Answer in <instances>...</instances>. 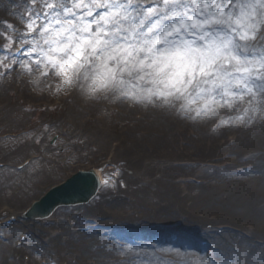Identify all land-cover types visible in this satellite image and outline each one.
I'll return each instance as SVG.
<instances>
[{"label": "snow or ice", "instance_id": "1", "mask_svg": "<svg viewBox=\"0 0 264 264\" xmlns=\"http://www.w3.org/2000/svg\"><path fill=\"white\" fill-rule=\"evenodd\" d=\"M37 2L28 0L24 32L6 21L0 29V76L17 67L32 73L35 64L41 76L61 77L57 91L83 80L90 98L114 92L117 99L160 100L184 116L195 113L193 120L249 105L220 125L251 123L264 112V44L254 43L264 41V0H159L128 29L122 21L131 0H39L36 9ZM25 48L37 58L19 60ZM104 183L114 185L111 177Z\"/></svg>", "mask_w": 264, "mask_h": 264}, {"label": "bare ground", "instance_id": "2", "mask_svg": "<svg viewBox=\"0 0 264 264\" xmlns=\"http://www.w3.org/2000/svg\"><path fill=\"white\" fill-rule=\"evenodd\" d=\"M8 10H14V7L8 6ZM141 107L137 109L142 110L141 112L143 113H146V110L152 109H144L146 108L145 106ZM159 109H152L148 112L150 113L149 117H153L156 123L148 124L149 128L154 130L149 135L151 140L150 145L154 148L159 149L158 146L162 148V145L178 146L179 138L177 134H170L169 132L170 123H177L183 125L185 128H193L197 125V133L200 139L207 136L218 142V136L223 135L227 137L229 134H235L237 131L241 133L238 139L240 142L238 143L237 141L238 144H235L233 147H223V151L231 153L228 160L231 161L233 166L237 163L243 164L244 167L252 165V171L253 168L258 169L256 174L250 172L246 175L227 177L225 174L211 173L210 170L197 164L192 167V172H188V174H194L193 177L203 179L206 182L213 180L212 183H209L208 186H198L184 180L187 183L183 187L177 184L174 179H171L170 176L174 173H180L181 170L185 169L184 167L177 168L170 165L162 170L158 165L147 166L143 172L147 178L154 177L157 174L154 172L155 170L163 174L167 173V175L163 178L153 179L151 182L148 181L143 184L140 182L139 184L138 179L142 175L139 176L136 173L133 176H128L127 179L124 178L123 184L125 186L114 185L110 189L102 191L100 195L104 199L101 201L95 200L92 204L75 207L72 211L68 212L66 210L69 207L58 209L53 216L44 218V220L52 219L49 222L57 224L58 227L56 225L48 228L43 226L33 227L32 230L34 232L30 233L29 242L21 248L14 245V236L17 232L15 229L25 225V223L11 225L6 231L10 239L0 241V264H26L21 259L24 254H32V257L34 254H37L34 259H31V264H36L37 261L43 258H40V254L49 256L50 258L55 257L57 264H62L61 260L66 262V264H131L133 260L136 262L135 264H171L165 259L166 254L164 253L178 257V260H182L184 264H211L201 254H196V252L192 251L187 252L183 249L176 251L174 247L167 246L160 249V254H157L152 249H141V247L131 245H128L126 248L117 246L116 248L114 247L113 251L109 247V250L102 246L96 248L94 245H101L102 241L98 239V236H94L90 232H86L85 234L81 232L80 228L83 226L82 220L86 216L87 218H103L108 215L120 217L121 222H137L142 224L141 226H144L146 229L150 228L151 223L160 224L162 227H159L158 233H164L166 231L165 225L172 224V221L183 222V225L188 222L187 226L191 228L194 224L196 226L201 225L200 227H208V224L214 223L213 226L216 227L231 223L241 227V231L233 228L227 231L223 230L220 232L218 229L215 231V242L218 248L217 260L222 259L227 262L226 264H248V262L250 264H264V125L257 127L259 125L257 124L255 132L252 133V131L246 130L248 123L233 125V122L230 120L228 125H223L216 132H211V127L205 129L207 125L205 122L208 118L200 119L197 117L195 120L187 119V121L182 118L172 117L173 109L169 110V108L166 109L165 107H160ZM81 114H83V111L78 110L75 113V118ZM192 115H195V113H192ZM252 115L253 113L249 112V116ZM261 115L262 112L256 113L254 120L259 122L258 120L261 118ZM165 116L169 117L161 121ZM254 120L251 122V127L254 124ZM189 121H193L196 124H191ZM107 123H109L108 119L105 120V123L101 127H93L92 124H89L90 127L86 128L85 132L74 130L72 133L73 137L84 139V142L78 145L79 151L82 153L81 155H84V157L95 156L103 152V149L98 146L96 141L83 136L84 134H90V132H94L99 136L105 134L107 137L114 136L115 133L113 131H106ZM210 125L213 127L214 123H210ZM254 133L255 135L252 137ZM135 135H131L130 140L132 139L133 142H131V146L127 147L126 154L124 153L129 159L136 154L147 155L148 152V150L144 149H148V147L142 144L141 137ZM176 138L178 140L177 143L175 141ZM104 143H102L103 147ZM64 146L65 142H58L52 146L49 151L51 154L50 158L36 161L37 166L33 168V172L30 174H28L29 169L27 168L28 170L26 169L23 172H15L10 169L7 171L8 176L0 175V200L10 198L11 200H15L17 205L20 204L21 208V205L26 201L25 198L36 191L38 192L42 187L50 183L51 180L53 181L61 177L63 175L62 171L81 167L80 162H83V156V158L80 157L76 160V163H80L78 165H75L74 162L61 163L66 158L60 152L57 153V150L64 148ZM216 146V148L219 147V145ZM15 149L11 153L19 152L21 148L17 145ZM244 149L246 152L258 151V154L254 153L248 160H244L241 158V151ZM164 152L166 156L178 158L183 154L179 151L167 152L164 150ZM149 156L152 155H147V157ZM132 168L133 164L128 161L126 163V170L131 171ZM229 168L231 167L229 166ZM68 173L69 171H66L62 178ZM193 177L190 179L194 180ZM229 180H235L234 188H232ZM114 193L117 194L114 195L111 201L105 198ZM191 201L193 202L191 203ZM202 202L216 203V205L212 209H209L208 212L205 210L199 217L202 218L201 220L196 218L197 211H195V207ZM125 207L129 208L126 209ZM175 214L184 216H175ZM168 215H170L169 217H174L168 218ZM42 219L40 218L39 220ZM201 221H204V223L199 224ZM91 223L94 224L95 221H91ZM249 224L250 226H248ZM182 228L185 229L186 227L182 226ZM45 233H47L45 237H50L52 243L48 247H44V244H41L43 241H40ZM125 252L129 255H135V258L133 260L132 258L126 259V255H121V260L117 261L115 254ZM243 253L247 254L246 258H248V262H243L245 259ZM147 256L151 259V262H149V259L147 260ZM74 260L77 263H73Z\"/></svg>", "mask_w": 264, "mask_h": 264}, {"label": "rangeland", "instance_id": "3", "mask_svg": "<svg viewBox=\"0 0 264 264\" xmlns=\"http://www.w3.org/2000/svg\"><path fill=\"white\" fill-rule=\"evenodd\" d=\"M10 80V83L5 88L0 89V126H4V131L7 132H20L24 131L25 129H29L32 131L25 134V136H20V140L10 138L8 140H0V161L3 162L18 164L24 158L28 157V155H30L31 153L37 152L40 145L42 144V142H40V135L44 134V130L55 132L57 129H61V127L63 126L64 128H68L70 130L69 134H71L74 129L75 131L80 132V130H83V132H85V129L90 127L89 124H92L93 127H101L103 123H105V120L108 119L109 123H107L108 125L106 126V131H113L115 133L114 136L111 135L107 137L106 134L99 136L94 132H90V134H84L83 136L96 141L98 143V146L103 149V152L101 154L85 157L84 155H81L82 153H80V151L78 150V145L84 142V139L82 138L74 137L72 139L61 140L65 142L66 147L59 148L58 150L59 152H62L64 157L67 156V162H73L78 157L83 156L84 161L82 163L85 166H87L88 164H97L100 160L106 157V154H108L107 157L111 155L112 143H116L119 146L113 148L112 154L115 156L116 160L119 157H123L125 158L126 162L129 161L133 164L132 170L126 174H128L129 176H133L136 173H138L139 176L142 175L138 179L139 184L140 182L142 184L148 181L151 182L153 179L163 178L165 175H167V173L163 174L157 172L158 170H155L154 172H156L157 174L152 178H147L146 176H144L143 172L145 168L150 165H158L162 170L163 168L170 165L177 168L182 165L185 168L184 170H181L180 173H174L170 176L171 179H174V181H177V183H179L178 180L183 177L184 173L188 174V172H192L191 169L195 165H189L191 163L190 161L209 162L212 160L228 159L230 158L231 153L220 151L218 149L223 147H233L235 144H238L240 142V140L238 139L241 136V133L234 134V137L233 135H231L232 139H230V137H224L223 135L220 137L218 136V142L215 139L213 140L207 136L200 139V136H198L197 134H189L187 131H189L191 127L185 128L179 124L170 123L169 132L170 134H177L179 141L177 140V138L175 141L176 143L178 141V146L171 147L169 145H162V148L158 146L159 149H156L152 145H150L151 140L149 135L151 131L154 130L149 128L148 126V124H156L155 119L147 115H141L137 110V106H135V104L140 107L145 106L149 109H159L160 107H165H159V103H162V101L160 100H156L157 102H155V104L148 103L147 101L142 104L140 102L127 100L126 102H123L124 104L127 102L130 104V107L127 108L122 106L120 103H115L116 100L108 102L106 99L90 98L86 93H83L81 91V93L79 94V92L73 89V87L54 92L53 90L46 91L45 89H41V86L38 88L32 87L28 85L30 82L27 84L22 81H13L12 78ZM14 87H18L19 90H17V88L15 89ZM49 87L50 89H52L51 86ZM69 89H72L73 92L76 91V95H74L72 98L67 97L62 98V100L59 99L60 97L58 95L68 91ZM80 95L81 99H83V103L81 101H77ZM31 96L36 97L34 98ZM91 103H94L95 105L91 106ZM27 104H32L35 107H40V109H30L29 107H27ZM46 105H54L57 107V109H45L43 106ZM78 110L83 111V114L78 116V118H76V120L74 121V111L78 112ZM150 110H146V112L148 113L150 112ZM218 111H220V109H218ZM168 117L169 116L163 117L161 121L166 120V118ZM53 119L58 122V124L54 127L48 128L46 127L47 125H43L47 121L49 122V120L52 121ZM141 131L146 132L147 136H143ZM132 134H136L137 136L141 137L142 144L148 147V149L144 148L145 150H148L147 155L152 156L147 157V155L136 154L129 159L128 156L121 153L122 151L126 152L127 147L131 146V142L133 141L132 139L130 140V137ZM120 137H122V139H120ZM34 139L35 141L39 139V143L35 142ZM47 143H49L48 140ZM85 143H87V141H85ZM102 143L105 144L104 147ZM45 144L46 143L42 144V146H44ZM17 145L21 148L19 149V152L11 153L12 151L16 150L15 148H17ZM216 145H219V147L216 148ZM164 150H166L167 152L179 151L183 154L182 156H180V158L175 156L169 157L165 155ZM69 151L70 155H68ZM245 151V149L241 151V155L244 154ZM72 152L73 155H71ZM34 164L32 167H30L29 172H32L33 168L36 167V164ZM66 171L71 172L72 169H66L65 171H62L63 175ZM60 178L61 177L53 181L51 180V182L47 184V186H49L50 184L52 185V183H55L56 181H59ZM133 185H135V183H133ZM44 190L45 187L43 189H40L38 192L36 191L35 193L30 194L27 198H25L26 201L21 205V208L19 206L20 204L17 205L15 200L11 199L0 200V208L2 206L10 205L18 211L22 210L26 207L30 198L38 196ZM192 202L193 201H191V203ZM215 205L216 203L207 202L198 204L197 207H195V211H197L196 217L199 218L200 215L205 212V210L206 212H208V210L212 209ZM125 208L127 209L129 207ZM191 211L195 213L193 209H191ZM28 256L29 255L26 256V259L28 258Z\"/></svg>", "mask_w": 264, "mask_h": 264}]
</instances>
